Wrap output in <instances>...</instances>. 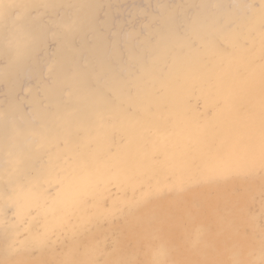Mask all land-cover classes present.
<instances>
[{"label":"bare ground","instance_id":"obj_1","mask_svg":"<svg viewBox=\"0 0 264 264\" xmlns=\"http://www.w3.org/2000/svg\"><path fill=\"white\" fill-rule=\"evenodd\" d=\"M39 1L42 0H24L23 4L29 9L37 6ZM45 1L58 6L65 3L64 0ZM97 1L75 0V6L83 8L90 5L88 14L92 15ZM196 3L198 0H186L185 4ZM253 3L256 7H252V15L244 19L237 17L239 12L230 20L225 15L223 22L231 21V27L227 29L223 25L225 29H216V25L212 26L217 32L208 23L207 11L201 9L203 6L196 7L188 23L189 30L206 34L200 40L194 39L197 40L194 46L190 42L192 38L176 28L177 10L168 8L160 21L161 28L155 34H159L163 46L171 51L170 62L158 54L136 78L119 80L113 69L108 67L110 79L106 85L92 80L90 69H80L75 76L59 77L62 69L51 73L47 88L44 87L42 92L53 93L62 81L68 80L72 83V97L59 104L54 96L47 98L57 106L55 112L60 114L54 118L55 112L52 115L42 111L44 124L37 125L39 141L42 142L40 146L22 145L26 137L21 129L19 131L8 123L5 138L20 142L21 150L8 148V145L6 148L2 143L5 140L0 143V161L5 159L0 169V204L8 198L4 191L5 179L22 178V173L32 168V158L39 163L33 172L34 179L31 176L26 178V187L11 190L14 224L11 220H4L0 211V261L4 264H120L121 261L142 260L146 253L163 247L170 264H234L235 261L260 264L264 259V225L259 224L264 222V217L260 216L264 213V209L260 210L263 208L260 205L264 204V163L260 153L262 135L258 129L264 130V119L254 121L258 112L254 105L262 103L264 108V95L257 91V79L264 84V14L261 12L264 0H252ZM81 15V12L75 14L77 23ZM76 30L65 29L62 39L71 40ZM153 33L151 31L148 36ZM16 35L14 42L22 36ZM93 38L98 39L97 34ZM142 43H148V40L143 39ZM71 50L64 51V56L69 57ZM100 51L101 46L97 45L96 61ZM64 56L60 57L58 64L63 62ZM192 63L202 67L206 74L213 65L219 70L226 68L230 72L231 79H228L243 92L239 101L227 100V88L230 87L227 84L208 87L209 73L202 77L192 75L193 72L190 74ZM99 65L93 68L99 70ZM192 69L197 72L194 67ZM85 82L87 84L83 86ZM129 83H133L135 92ZM152 85L157 86L158 93H148ZM121 98L129 105L138 106H135L138 111L132 108L138 113L132 117L129 115L131 118L124 117ZM194 99L201 103L199 106L204 105L202 113H190ZM36 106H39L38 110L41 108V105ZM242 108L248 114L243 119L239 116ZM79 116L90 124L83 126ZM158 117L167 125L166 128L169 126L167 130L176 119L185 117L186 140L181 144L180 137L167 149L159 147L158 135L162 131L158 134L151 131L157 125L154 123ZM223 122L227 126L230 124L227 131L220 128ZM25 123L29 124V120ZM53 124L57 130L52 129ZM136 128H145L151 133L150 136L147 134L149 140L146 139L144 144L139 143L140 134ZM85 130L88 133L84 140ZM114 134L123 138V143L121 138L114 141L115 144L111 142L109 148L114 150L111 155L114 160L110 159L112 162L105 168L101 154L106 149L101 152L100 145L107 143ZM61 136H64L63 142L57 138ZM85 145L87 150L84 153L82 146ZM139 145L143 146L139 151L143 153V159H138L128 150L129 146ZM88 146L93 149L90 153ZM156 148L164 150V155L160 156V152V157H156ZM46 149L51 153L44 158ZM212 153L214 158L209 160ZM224 160L232 166L227 174L221 164ZM143 162H146L145 166ZM174 168L182 170L175 174ZM93 169L95 172L103 170L106 175L102 177L103 174L99 173L97 176L98 172L94 173ZM140 172L145 173L144 185L150 181L152 188L140 189L141 201L135 210L131 206L136 197L129 194L135 181L144 179L138 176ZM132 174L139 178L136 176L135 179ZM87 175L91 179H86ZM209 176L214 177V183L219 180L214 188L209 187ZM187 178L197 183L194 185L192 182L193 189H189L185 182ZM52 182L56 186L51 188ZM211 195L216 198L212 200ZM205 206L214 215L216 235L213 237L200 235L198 228L200 218L205 223L210 219ZM111 209L126 211L130 218L120 220L117 215L110 216L108 212ZM167 225H172V232L166 230ZM146 229H150V233L142 237L141 233ZM246 230L244 248H235L237 237ZM248 246L257 253L250 254Z\"/></svg>","mask_w":264,"mask_h":264},{"label":"rangeland","instance_id":"obj_2","mask_svg":"<svg viewBox=\"0 0 264 264\" xmlns=\"http://www.w3.org/2000/svg\"><path fill=\"white\" fill-rule=\"evenodd\" d=\"M5 2L13 3L19 5L20 7L18 9L13 10V13L10 14L7 18L0 17V130H3V132L0 133V143L3 140H5L6 142H2L4 143V146L8 145V148L13 147V149H17V150H21L20 142L18 143L16 140L9 141L10 139L7 140V138L9 137L5 138L6 135L5 131L8 130V128L6 127L7 123L16 127L17 130L21 129V131L20 130L19 131L22 133V135H24V138L26 137L24 142L25 144L27 143L25 145L23 142L22 145L24 146L29 145V147L33 145H34L33 147L38 145L40 146L42 142L41 140L39 141L37 127L39 128V126H42V124H44V117L42 116V111L54 115L55 110H57V106L54 105L50 100H47V98H50V96H54L59 104L68 101L70 97H72V83L68 80L62 82L58 81L61 82V84L57 86L56 90H53V93H50L51 91H48L47 93L42 92L44 87L47 88L48 82L50 81V78L52 76L51 73H55V72L57 73L59 69H62V71L58 73L59 77L65 76L67 74H72L73 76H75L80 69L85 71H89L90 69L93 72L92 80L96 81L100 85L101 82L102 84L105 83L104 85H106V83H108V80L110 79L109 72H107L108 70L106 69V67H108L110 68V70L113 69V73L117 75L119 80L125 81L126 79H128V78L125 79V77L136 78L141 74L142 68L149 66L150 63L153 61L154 57L158 54L162 55V57L167 58V60L170 62L171 51H169L163 46L162 44L163 40H161L158 37L159 34H155L158 30H160L161 28L160 21L168 8H172V10L175 9L177 10L175 13L176 28H178V30L182 34L191 37L192 40H190V42L194 46L195 45L194 43H196L197 40H200L203 37H205L202 35L206 34V33L203 34L200 31H192L191 33V31L189 30L188 23L192 20V17L196 11V7L203 6L201 7V9H203L204 12L207 11L205 13V16L209 18L208 23L211 25V27L212 26L214 27L216 25L215 27L216 29L217 28L229 29L231 27V26L229 27V25H231L230 23L231 21L225 20L223 22V18H222L223 16L227 15L228 20H230V17L232 16L236 17V15L240 14L237 17L245 19V17L252 15L253 13L252 7L253 6L254 8L256 7V4L254 3L252 4V0H198V3L190 6L185 4L186 0H98L97 3L94 5V13L90 15L88 14L90 5L88 6L85 5L83 8H76L75 0H64L65 3L62 6H58L57 4L46 3L45 0H42L39 1V4L37 6L29 9L24 6L23 4L24 0H20L18 2L5 0ZM240 7L242 8L240 9ZM78 12L82 13L79 23H77L75 20V14ZM241 12L244 14L242 15ZM209 14L211 15L209 16ZM219 21L221 22V24ZM212 22H214L215 24L214 23L212 24ZM89 24L92 25L93 28L90 27ZM223 25L225 28H223ZM213 27H212L213 31L217 32V30ZM65 29L66 30L77 29L75 34L72 35L71 40L62 39V37L66 32ZM151 31L154 32L153 35L148 36V33H150ZM16 34L22 35L19 38L18 42H14L15 38H17ZM94 34H97L98 39L93 38ZM143 39L148 40V43L143 44L142 43ZM194 39L197 40L194 41ZM95 43H97L99 47L101 46V51L97 56V61L94 58L95 49L97 46ZM152 47H154V49L156 50L154 51L153 49L152 51ZM71 48H72L71 55L69 57L64 56L65 53L64 51ZM62 56L66 58L63 59V62L61 64H58V62H60L59 60H61L60 57L62 58ZM130 60H132L131 63ZM97 64H100L99 70L93 68L96 67ZM213 66L210 71H207V74L209 73L207 75L205 71L202 69V67L192 63L190 65L191 68H189V73L192 74L193 72L192 75L197 77H202L203 75H207L208 76L207 79L209 81L206 82V84H209L208 87H215L218 86V84L219 87H222V85L225 86L227 84L228 87L229 86L231 87V89L229 87L230 90L227 88V92L228 91L231 92V94L229 92L227 93V95L229 94L227 100L230 102H238L243 92L241 89L235 87L233 81H230L228 79V77L230 78V72L226 68L219 70ZM192 67H194V70L197 71L196 72L197 74L195 73V71H192L193 70ZM117 71H119L120 73ZM121 73L123 75H121ZM210 77L212 78L213 81L211 80ZM216 78H218L219 80ZM214 80L215 81L218 80L219 82L216 81L215 84ZM259 80L260 79L258 78L257 91L259 90L258 93H263L264 95V84H262V82H259ZM86 84L87 82H85L82 85L86 86ZM128 86L131 87L132 90H134V88L132 87L133 83H129ZM204 87H207V85H204ZM122 89L123 88H121V91ZM158 90L159 89L157 88L156 85L155 86L152 85L149 87L148 93L155 94L158 93ZM41 101L42 104L40 103ZM120 103L122 104V105L120 104L121 107H123L124 105V109H122V113L124 112V114L122 115L124 117L131 118L132 117L131 115H136L138 113V112L136 113V111H138V108L136 107L138 106L127 104L124 98L120 99ZM199 104L201 103L198 102L197 99H194L189 109L190 113L191 112L194 114L202 113L204 111L203 108L205 107L203 104L200 106ZM255 104L258 103L256 102ZM36 105H41V108H39L38 110L39 106ZM134 107L137 109L136 111L135 110L133 111L132 108ZM254 108L258 110L257 116L254 117V121H256L259 118L264 119L263 104L260 103V105L259 104L254 105ZM126 112L129 114H127ZM55 114L56 115L53 116L54 118H56V116L59 115L60 113L55 112ZM239 116L240 118L243 119L246 118L248 114L242 108L240 109ZM184 118H181V120L176 119L172 124H170V127L172 129L170 128L169 130H167L169 126L166 128L167 125L164 123L161 117L157 118L156 123H154V125L156 124L157 125L154 126V128L151 131L152 133L156 131L155 133L157 134L160 133V131H162L161 134L158 135L159 140L161 141L159 147H161L162 149H167L175 142L177 138L179 139L180 137H181V144L186 140L185 135L188 132L186 130V125L183 123ZM79 119L81 121L80 123L82 122L84 123L83 126L90 124L88 123V121L84 122V120H81L80 116ZM25 120L26 121L29 120V124L25 123L26 122ZM158 120L160 123L157 122ZM38 124L39 126H37ZM55 124L57 127L59 126L57 123ZM162 124L163 126H161ZM228 125L229 126H227L226 123L224 125L223 122L220 124V128L223 131L225 130L227 131L229 129L228 127H230V124ZM224 126L225 128H223ZM57 127H55L54 124L52 125V129L57 130L58 129ZM136 129H139L138 134H140L139 135L140 144H144L147 140H149V136L151 135V133H149L148 130H146L145 128H136ZM96 130L102 131V129L99 128L98 129L96 128ZM262 130L263 128L258 129L260 134L264 136V130L263 131ZM86 133L88 132L86 131L83 135L84 140L87 138L85 136ZM114 136L117 138V135L114 134L113 138H111L112 137L111 136L107 143H103L102 145H100L101 152H103L102 150L105 151V149L106 152H108L107 155L106 152H103L104 154L103 153L101 154L103 165L105 168L108 166L107 164L110 165V163L112 162V160L110 159L114 160V157L111 156L114 154V150L111 149L112 151L111 153L109 147L113 143L114 144L116 143L114 141L116 140L119 141L121 138L120 137L114 139L115 138ZM203 137H207L206 134H203ZM57 138L60 142H63L64 136ZM167 138L170 140H168ZM141 139H144V141ZM35 140H38L39 142ZM34 142L36 143V145ZM121 142L123 143V138H121ZM85 147L86 145L82 146V149L85 150L83 151L84 153L87 150L86 149L87 147L86 148ZM91 147L92 146H88V150H89L88 153H90L93 150ZM80 149L81 148H79L78 151L80 152V154H83V152L81 153L82 149L81 151ZM142 149H143L142 145H139L137 147H132V146L128 147V150L131 153H135V156H137L138 159H143V153L142 152L139 153V151H141ZM5 151L6 150H3L4 153H6ZM46 151L47 152L44 153L45 154L44 158H47V156L51 153L50 149H46ZM154 152L157 155L156 157L159 156L160 152H161L160 156L164 155L165 153L164 150L157 148L155 149ZM205 152L206 149L204 150L203 153ZM103 155L104 156L106 155V157H104ZM213 156L214 153L209 154V160H213L214 158ZM4 160L5 159H2L0 161V169L3 168L2 162ZM145 163L146 162H143V166H145ZM38 164L39 163H37V160L35 158H32L31 159L32 168L27 173L23 172L22 178H18L17 180L6 178L4 181V191L7 193L6 195L8 196V198L3 200V202H1L0 211H2V215H4L5 218L4 220L6 221L11 220V224H14L15 221V217L13 216L14 209L11 204L12 202V197L10 196L11 190H16L17 188L19 189L21 187H26L27 185L26 178L31 176L34 179L33 172L37 169ZM221 164H223L222 166L225 174L229 173V171L232 170L231 169L232 166L227 161L224 160L222 161ZM180 170H182V168H174L173 172H175L176 174V172H179ZM92 171L96 174L98 172L97 176H99V173L101 175L103 174L102 177L106 175L103 172V170H102L103 173L100 172V170H97L95 172L93 169ZM105 172H107V170ZM132 175L133 177L135 176L136 179L137 175L136 174H132ZM140 175L144 179L140 177L142 180H139L138 176ZM89 176L90 175H87L86 179H91ZM138 176H137L138 181H135L136 187L133 186V188L131 189L133 193L130 191L129 194L130 196L133 195V198L136 197L134 199L136 202H132L133 206H131L132 208L135 207V210H136V205L139 204L138 202L141 201L142 193L140 192V189L144 188L146 190L147 188L148 189L152 188L151 186L152 183L150 181L146 182L147 184L144 185L145 182L143 180H145V173L140 172ZM209 178H210L209 187L214 188V185L216 183H219V180L215 181L214 183V177L209 176ZM190 180H191L190 178H187L185 182L187 183L189 189H193L195 187L194 185H196L197 183ZM140 181H141V185H139ZM212 181L213 183H211ZM138 182L139 184H137ZM192 182L194 183L193 186L191 185ZM52 183H50V185H52L50 186L51 188L56 186V184L54 185V183L53 184ZM146 186H150V187H146ZM165 192H167V190H165ZM212 194L215 193L212 192ZM210 198L213 200L216 197L215 195H211ZM261 206L263 208H260V210H263L264 204H261L260 207ZM205 207H206L205 211H209L208 215L210 219L208 223H205L200 218L198 223L199 226L198 228L201 231L200 235L206 234L213 237L216 235L215 231L213 230L214 215L210 210H207L208 209L207 206ZM119 210L120 212H118ZM119 210L115 211V209H111L108 213L110 216L117 215L118 217H120V220H127L128 218H130L128 215L129 213L125 214L127 213L126 211L122 213L123 211H121V209ZM260 216L264 217V213L261 214ZM259 224L263 226L264 222H260ZM166 230L168 232L170 231L172 232L173 231L172 225H167ZM19 231L20 230H18V232ZM145 231L146 232H142L143 234L141 233L142 237H147L150 233V229H146ZM243 233H241V235L237 237V241L235 242L237 244L235 248L238 249L244 248L245 245L243 240L247 235V230L244 231ZM19 236L21 237L22 233ZM247 249L249 250L250 254L257 253L255 252L256 250L253 247L251 248V246H248Z\"/></svg>","mask_w":264,"mask_h":264},{"label":"snow or ice","instance_id":"obj_3","mask_svg":"<svg viewBox=\"0 0 264 264\" xmlns=\"http://www.w3.org/2000/svg\"><path fill=\"white\" fill-rule=\"evenodd\" d=\"M20 6L13 3H6L5 0H0V17L7 18L10 14L13 13V10L18 9ZM262 14H264V7L261 9ZM260 153L262 163H264V136H262L260 144ZM166 251L163 247L154 250L152 252L146 253L144 259L135 261H121L120 264H170V262L165 258ZM0 264H4L3 261H0ZM234 264H246V262L235 261ZM250 264V262H248ZM260 264H264V259L260 261Z\"/></svg>","mask_w":264,"mask_h":264}]
</instances>
